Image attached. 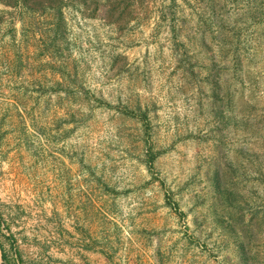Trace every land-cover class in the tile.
Segmentation results:
<instances>
[{"label": "rangeland", "instance_id": "rangeland-1", "mask_svg": "<svg viewBox=\"0 0 264 264\" xmlns=\"http://www.w3.org/2000/svg\"><path fill=\"white\" fill-rule=\"evenodd\" d=\"M7 1L0 264H264V0Z\"/></svg>", "mask_w": 264, "mask_h": 264}, {"label": "crops", "instance_id": "crops-1", "mask_svg": "<svg viewBox=\"0 0 264 264\" xmlns=\"http://www.w3.org/2000/svg\"><path fill=\"white\" fill-rule=\"evenodd\" d=\"M77 239H79V238H77ZM81 242L83 243V241H81ZM84 254H86V256ZM81 256H82V259H81ZM69 257L70 256L68 255L67 258L69 259ZM83 259H86L87 261L83 262ZM105 260H106V258L101 253H99V252L96 253L95 251L87 253V251L85 249H80L79 258H76L75 256H73V261H79V264H111L110 262L107 263ZM70 261H71V259H70Z\"/></svg>", "mask_w": 264, "mask_h": 264}, {"label": "trees", "instance_id": "trees-1", "mask_svg": "<svg viewBox=\"0 0 264 264\" xmlns=\"http://www.w3.org/2000/svg\"><path fill=\"white\" fill-rule=\"evenodd\" d=\"M2 1L5 2V0H2ZM28 2H29V0H25V3L27 4L28 8L33 9V10H37L36 7L30 5ZM11 3H12V0L7 1V4H11ZM3 257L5 258V255H3Z\"/></svg>", "mask_w": 264, "mask_h": 264}]
</instances>
